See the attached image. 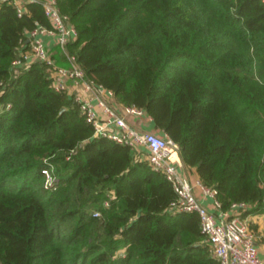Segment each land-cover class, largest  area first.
<instances>
[{
  "label": "trees",
  "instance_id": "16d2710c",
  "mask_svg": "<svg viewBox=\"0 0 264 264\" xmlns=\"http://www.w3.org/2000/svg\"><path fill=\"white\" fill-rule=\"evenodd\" d=\"M56 1L85 76L145 110L222 209L264 214V0ZM37 24L40 2L0 0V264H220L163 173L94 136L46 63L11 67Z\"/></svg>",
  "mask_w": 264,
  "mask_h": 264
},
{
  "label": "built area",
  "instance_id": "2783aa9c",
  "mask_svg": "<svg viewBox=\"0 0 264 264\" xmlns=\"http://www.w3.org/2000/svg\"><path fill=\"white\" fill-rule=\"evenodd\" d=\"M20 14L24 3L38 1L43 7L49 25L37 24L28 30L26 48L19 50L12 59L11 67H25L33 61L49 66L48 78L57 91L70 94L78 104L86 122L93 127L94 136H103L128 145L138 159H145L152 169L164 174L172 184L177 198L170 203L169 210L197 211L200 230L205 236L209 252L220 264H264V253L260 254L256 243V232L248 223L238 220L244 210L251 207L246 201H234L229 208L222 209L216 197V189L204 185L199 178H190L184 169L177 143L164 131L138 128L129 123L127 116L152 121L142 108L111 102L112 90L89 80L76 61V56L67 51L66 45L76 39L77 30L69 16L58 7L56 0H11ZM43 36L50 38L60 48L66 64H58ZM44 186L54 187L56 178L48 168H43ZM210 197L213 210L200 200ZM107 204V201H105ZM94 215H99L95 210Z\"/></svg>",
  "mask_w": 264,
  "mask_h": 264
},
{
  "label": "crops",
  "instance_id": "0c3cea01",
  "mask_svg": "<svg viewBox=\"0 0 264 264\" xmlns=\"http://www.w3.org/2000/svg\"><path fill=\"white\" fill-rule=\"evenodd\" d=\"M44 40L48 44L49 48L54 51L56 48L53 45V42L50 38L43 36ZM111 102H117L115 96L108 98ZM127 120L129 123L135 125L138 128H146V129H152L155 130L156 127L154 126L152 121L142 120L134 116H127ZM184 169L186 173L190 176V178H198V175L194 168L185 167ZM196 193L199 195L200 200L203 204H205L209 209L213 210V206L211 204V198L210 197H203L201 196L199 189H195ZM238 220L248 223L249 225H252L253 229L256 232V243L259 249L260 254L264 253V214H240L238 215Z\"/></svg>",
  "mask_w": 264,
  "mask_h": 264
},
{
  "label": "water",
  "instance_id": "95a60500",
  "mask_svg": "<svg viewBox=\"0 0 264 264\" xmlns=\"http://www.w3.org/2000/svg\"><path fill=\"white\" fill-rule=\"evenodd\" d=\"M64 107L61 108V110L63 109Z\"/></svg>",
  "mask_w": 264,
  "mask_h": 264
},
{
  "label": "rangeland",
  "instance_id": "374dc122",
  "mask_svg": "<svg viewBox=\"0 0 264 264\" xmlns=\"http://www.w3.org/2000/svg\"><path fill=\"white\" fill-rule=\"evenodd\" d=\"M253 229V227H251ZM255 231V230H254Z\"/></svg>",
  "mask_w": 264,
  "mask_h": 264
}]
</instances>
